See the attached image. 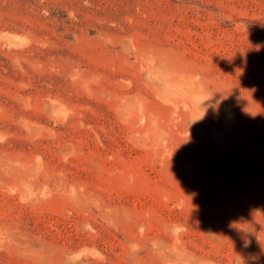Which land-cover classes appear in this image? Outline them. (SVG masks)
Returning <instances> with one entry per match:
<instances>
[{"label":"rangeland","instance_id":"obj_1","mask_svg":"<svg viewBox=\"0 0 264 264\" xmlns=\"http://www.w3.org/2000/svg\"><path fill=\"white\" fill-rule=\"evenodd\" d=\"M0 264H264V0H0Z\"/></svg>","mask_w":264,"mask_h":264}]
</instances>
